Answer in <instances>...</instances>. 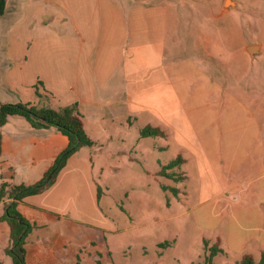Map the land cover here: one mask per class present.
<instances>
[{
  "label": "crops",
  "instance_id": "crops-1",
  "mask_svg": "<svg viewBox=\"0 0 264 264\" xmlns=\"http://www.w3.org/2000/svg\"><path fill=\"white\" fill-rule=\"evenodd\" d=\"M256 9L264 23V6ZM168 16L167 6L148 0H6L0 103L76 105L93 142L69 158L51 186L17 204L34 226L26 264H207L204 242L222 250L211 264L264 258V79L221 82L214 78L221 64L213 67L205 50L202 66L192 52L179 60L166 44ZM253 34L248 46L259 47L255 60L264 58L263 25ZM132 122L138 134L145 127L163 132L147 138L159 141L160 153L174 154L156 160L155 170L181 157L166 173L182 177L184 187L151 209V220L135 214L117 226L108 202L101 204L91 151L107 131L125 132ZM67 143L54 128L9 116L0 127L1 183H37ZM0 233L9 237L6 222ZM132 252L134 261L127 258Z\"/></svg>",
  "mask_w": 264,
  "mask_h": 264
},
{
  "label": "rangeland",
  "instance_id": "rangeland-1",
  "mask_svg": "<svg viewBox=\"0 0 264 264\" xmlns=\"http://www.w3.org/2000/svg\"><path fill=\"white\" fill-rule=\"evenodd\" d=\"M148 1L167 6L169 30L166 44L174 56L180 57L179 60L183 57L188 59L192 52L202 66L205 50L211 55L208 61L213 67L221 64L215 68L214 74V78L221 82L227 80L228 84H233L237 80L245 82L253 77L264 79V58L250 61L246 51H242L249 43L255 42V28L259 24L264 28L262 19L255 14V11H259L256 8L264 6V0H232L236 8L224 7L226 0ZM220 3H223V11ZM132 124L130 130L125 132L120 128L107 131L103 145H95L91 151L94 180L101 192V204L104 207V200L108 202V216L116 221L117 226L129 225L131 216L135 214L143 216L145 221L151 220L154 212L151 209H157L171 200L172 188L182 191L184 187L181 181L166 180L155 170L156 160L168 161L173 151L160 153L159 141L155 138L140 140L139 124ZM111 169L118 171L112 173ZM187 186L191 191V181ZM164 187L167 188L164 190ZM116 237L123 239V232L117 233ZM8 247V235L0 233V264H12L10 256L6 254ZM120 255L121 251H114L117 261L123 260L118 259ZM127 258L134 261L137 256L132 252ZM180 264L191 263L181 261Z\"/></svg>",
  "mask_w": 264,
  "mask_h": 264
},
{
  "label": "trees",
  "instance_id": "trees-1",
  "mask_svg": "<svg viewBox=\"0 0 264 264\" xmlns=\"http://www.w3.org/2000/svg\"><path fill=\"white\" fill-rule=\"evenodd\" d=\"M5 3L6 0H0V16L5 11ZM14 115L23 117L35 129L54 128L65 136L68 141L66 148L56 157L51 168L37 183L30 186H9L6 183H1L0 179V202L8 200L4 204L3 214L0 216V222H6L9 227V247L6 249V254L10 256L12 264H26V238L34 226L17 211V204L24 198L38 195L51 186L57 174L66 165L69 158L81 148L92 147L93 142L88 138L83 129L81 115L76 105L54 110L47 107L38 108L23 103L4 105L0 103V127L6 123L9 116ZM139 136L141 138L163 137L164 134L159 129L145 127L139 131ZM182 163L183 159L181 157L175 158L167 165L161 167L159 175L171 178L175 182L181 181L182 177L174 173L167 174L166 171L173 170ZM170 192L173 196H176L178 190L172 188ZM204 246L208 250V256L205 262L211 264L212 258L216 254L222 253V250L215 246L207 247L206 242H204ZM239 264L255 263L251 257L245 256ZM258 264H264V258Z\"/></svg>",
  "mask_w": 264,
  "mask_h": 264
},
{
  "label": "water",
  "instance_id": "water-1",
  "mask_svg": "<svg viewBox=\"0 0 264 264\" xmlns=\"http://www.w3.org/2000/svg\"><path fill=\"white\" fill-rule=\"evenodd\" d=\"M224 7L236 8V5H234V2L232 0H226ZM246 53H247L250 61H253V60H255L256 56H258L260 54L259 47L255 46V45H250L246 48Z\"/></svg>",
  "mask_w": 264,
  "mask_h": 264
}]
</instances>
